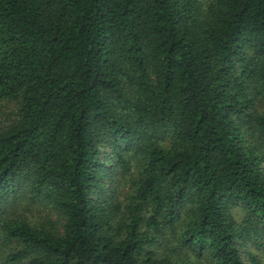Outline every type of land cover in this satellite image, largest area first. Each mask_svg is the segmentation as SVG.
I'll return each instance as SVG.
<instances>
[{"label": "trees", "instance_id": "16d2710c", "mask_svg": "<svg viewBox=\"0 0 264 264\" xmlns=\"http://www.w3.org/2000/svg\"><path fill=\"white\" fill-rule=\"evenodd\" d=\"M0 264H264V0H0Z\"/></svg>", "mask_w": 264, "mask_h": 264}, {"label": "rangeland", "instance_id": "374dc122", "mask_svg": "<svg viewBox=\"0 0 264 264\" xmlns=\"http://www.w3.org/2000/svg\"><path fill=\"white\" fill-rule=\"evenodd\" d=\"M52 219H54V216H52Z\"/></svg>", "mask_w": 264, "mask_h": 264}]
</instances>
